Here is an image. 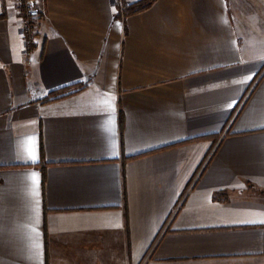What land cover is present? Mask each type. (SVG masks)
<instances>
[{
	"label": "crops",
	"instance_id": "0c3cea01",
	"mask_svg": "<svg viewBox=\"0 0 264 264\" xmlns=\"http://www.w3.org/2000/svg\"><path fill=\"white\" fill-rule=\"evenodd\" d=\"M30 2L27 35L0 0V264H264V0Z\"/></svg>",
	"mask_w": 264,
	"mask_h": 264
},
{
	"label": "trees",
	"instance_id": "16d2710c",
	"mask_svg": "<svg viewBox=\"0 0 264 264\" xmlns=\"http://www.w3.org/2000/svg\"><path fill=\"white\" fill-rule=\"evenodd\" d=\"M29 1H31V0H29ZM26 2H27V0H26ZM154 2H155V0H141V1H138L136 3L128 4L126 6L125 10L123 11V14H119V17L126 19L129 16L142 13V12L148 10L149 8H151L153 6ZM24 8H25V5H22L23 12L25 13L24 15H26ZM25 18H26V16H25ZM28 35H30V34H28ZM83 89H84V85L79 84V85H73V86H70L68 88H63V89L57 90V91L51 93L48 100H46L45 102L48 103V102H51L53 100L59 99L61 97L73 95V94H75V93H77Z\"/></svg>",
	"mask_w": 264,
	"mask_h": 264
},
{
	"label": "built area",
	"instance_id": "2783aa9c",
	"mask_svg": "<svg viewBox=\"0 0 264 264\" xmlns=\"http://www.w3.org/2000/svg\"><path fill=\"white\" fill-rule=\"evenodd\" d=\"M16 2L21 6L25 5L26 7V18L23 22V31L24 34H31L33 31V21L38 17V14L34 8L31 7V2L29 0H27V2L26 0H16ZM113 2L119 14H123L126 6L129 4V0H113ZM32 43V40L28 41V45H31Z\"/></svg>",
	"mask_w": 264,
	"mask_h": 264
},
{
	"label": "rangeland",
	"instance_id": "374dc122",
	"mask_svg": "<svg viewBox=\"0 0 264 264\" xmlns=\"http://www.w3.org/2000/svg\"><path fill=\"white\" fill-rule=\"evenodd\" d=\"M36 12H37V14H38V17L36 18L37 20H38V18L40 17V14H39V12H38V10H36V9H34Z\"/></svg>",
	"mask_w": 264,
	"mask_h": 264
},
{
	"label": "snow or ice",
	"instance_id": "6c2138e0",
	"mask_svg": "<svg viewBox=\"0 0 264 264\" xmlns=\"http://www.w3.org/2000/svg\"><path fill=\"white\" fill-rule=\"evenodd\" d=\"M34 178H35V176H34Z\"/></svg>",
	"mask_w": 264,
	"mask_h": 264
}]
</instances>
